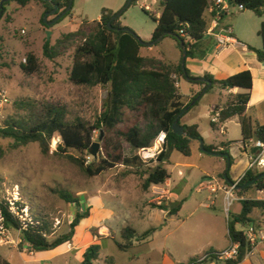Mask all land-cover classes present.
I'll use <instances>...</instances> for the list:
<instances>
[{
  "label": "rangeland",
  "instance_id": "rangeland-1",
  "mask_svg": "<svg viewBox=\"0 0 264 264\" xmlns=\"http://www.w3.org/2000/svg\"><path fill=\"white\" fill-rule=\"evenodd\" d=\"M126 3L127 0H73L70 14L55 22V17L62 12L57 9L54 14L47 16V21L52 22L47 26L43 20L46 12L41 3L31 2L26 7H19L11 0L0 19V93L9 100V105L2 112L0 128L10 117L25 116V112L15 106L21 101L39 106L52 105L63 109L69 122L80 118L93 125L107 98L108 87L77 86L69 81L74 50L79 41L62 46L54 59L45 57L42 48L46 41L54 46L62 35L79 27L89 33L103 12L114 15ZM141 4L149 5L152 13L146 14L140 8ZM160 8V0H136L123 10L118 17L119 23L144 41L155 27L151 15L158 16ZM238 9L230 5L224 22L232 26L234 34L242 31L257 41L260 47L261 39L257 31L262 19L251 11ZM47 33H50L48 40ZM168 43L171 42L165 40L163 48ZM157 47L159 49L162 45ZM28 53H32L38 63V71L32 75L25 74L21 69ZM200 111L203 144L217 146L227 143L228 139H235L234 144L237 146L241 140L238 125L232 123L225 126L227 135L222 136L210 127L206 110L201 108ZM135 124L146 127L140 114L127 112L116 130L125 131ZM102 133L99 141V131L93 132V143L99 144L96 160L107 153H114L113 148L118 143L125 157L134 155L127 143L116 139L114 132L106 134L112 141L110 145L103 142L105 133ZM58 143L60 140L54 138L49 156H43L37 143L12 150L11 140L0 138V146L5 151L0 159V200L23 205L21 219L44 221L50 232L48 238L53 240L68 232L69 224L77 212H88L89 215L79 221L74 229L68 253L59 254L54 260L30 252L21 242L20 233L4 228L0 219V255L11 264H79L84 251L92 244L100 245L95 264H186L190 260H200L211 251L208 244L214 248L227 244L228 222L232 220V214L240 212L241 203H234L227 212L222 197H213L208 188L201 186L211 178L221 183L222 174H219L221 169L218 163L221 162L224 172L227 163L219 156L216 158L194 149L195 141L191 157L186 158L178 152L171 153L164 165L171 182L158 186L157 191L153 190V186L143 191L142 179L136 168L122 165H116L100 176L88 177L63 156L51 155ZM92 159L91 156L86 157L88 162ZM142 163L145 164L140 168L141 171L155 166L154 160ZM206 174L211 177L205 181ZM163 190H171V194L166 195ZM60 192H67L77 198L80 207L66 203L60 198ZM237 197L264 200V190L252 188L244 194H237ZM180 204L182 208L176 215L169 217L167 214L163 216L161 210L155 207L164 205L172 209ZM13 211H17L15 206ZM108 211L112 212L110 218L107 217ZM250 218L255 225L264 229V213L254 210ZM126 227L135 231L132 236L133 247L120 251L115 243L126 244L120 236V231ZM245 227L236 226L243 231ZM152 228L156 229L153 233L142 236ZM58 249L63 251L64 246ZM246 261L244 264L255 262Z\"/></svg>",
  "mask_w": 264,
  "mask_h": 264
},
{
  "label": "trees",
  "instance_id": "trees-1",
  "mask_svg": "<svg viewBox=\"0 0 264 264\" xmlns=\"http://www.w3.org/2000/svg\"><path fill=\"white\" fill-rule=\"evenodd\" d=\"M69 1L13 0L19 7H26L31 2H39L46 13L55 6L58 10L64 11L69 5ZM135 1L131 0L129 6ZM223 1L229 6H237L242 11H251L262 19L257 32L262 48L257 50L248 46V49L256 54L258 62H264V0ZM214 2L215 0H160L159 17L151 15L155 27L150 42L170 38L176 43L179 50V42H183L187 51L186 59H203L208 51V48L203 45V38L211 21L218 14V11L214 9ZM8 4L9 2L2 6L4 13L5 6ZM70 11L64 16H68ZM143 11L146 14L149 13L144 9ZM223 13L224 11L219 16H222ZM112 16L111 13L103 12L100 19L94 22L95 25L89 33L79 27L73 32L62 35L54 46H50L46 41L42 48L45 57L54 59L59 55V49L62 46L71 41H79L74 50L72 66L68 75L69 81L77 86L108 87L107 98L96 122L89 125L80 118L69 122L61 108L52 105L39 106L29 101H21L15 106L18 110L24 111L25 116L8 118L0 128V138L11 140L10 149L12 150L37 143L41 154L49 156L51 141L57 137L60 143L56 145L51 155L63 156L84 175L97 177L114 169L116 165L136 168V172L142 179L141 188L143 191H147L152 186L163 185L169 179V172L164 165L168 162L172 152H178L186 158L190 157L191 143L201 140L196 125H182L180 120L188 110L198 105L202 90L184 105L177 84L179 80L186 81L185 75L193 79L187 69L185 68L183 71L180 62L172 64L154 57L141 56L140 50L143 48V45L139 43L141 39L123 32L118 18L111 21V29L108 28ZM181 31L183 35H180ZM21 69L27 75L38 71L37 59L32 53L27 54ZM203 78L212 84L207 91L211 90L213 86H218L221 90L239 89L243 91V93L229 96L221 108L216 106L212 110L211 115L218 113L221 123L238 118L241 142L244 145L249 140L264 142V124L260 125L247 115V106L252 90L251 72L246 70L222 81L214 80L208 74H205ZM187 83L206 87L201 82L187 81ZM183 111L185 112L183 113ZM127 112L140 114L146 122V127L142 128L135 124L125 131H117L116 128L122 123ZM181 113H183L182 116H180ZM178 117V124L184 127L186 136H177L172 132V125ZM209 124L212 130H217L216 125L211 122ZM94 131H99V136L100 131L105 133L103 142L107 145H110L112 141L106 137V134L114 132L116 139L119 142L127 143L134 155L125 157L118 143L113 148L114 153H107L99 160L92 159L88 162L86 157L90 156L88 150L93 143ZM162 132L166 135L165 141L162 151L154 160L155 166L141 171L140 168L145 163H142L137 154L138 151L151 148L157 136ZM228 146L229 143H221L218 146L204 144V149L210 153L228 154ZM218 147L222 149L218 151ZM4 154L5 151L0 146V159ZM229 162L231 165V157H229ZM263 172L246 171L238 186L237 194H244L252 188L263 191L264 177L257 179ZM222 180L226 184L230 181L228 171L222 174ZM59 195L66 203L80 207L79 200L69 193L60 192ZM239 203H241L240 212L232 214V220L227 225L229 241L240 245L239 256L225 264H241L248 250L244 231L236 226L255 225V222L250 218L251 213L254 210L264 213V200H244ZM181 205L172 209H168L164 205L155 207L167 212V217H169L176 215ZM14 206L17 211H13ZM22 206L20 203L0 200V219L4 228L18 231L23 245L34 253L52 251L61 245L70 243L75 233L74 229L78 225L77 222L89 216L88 212H77L74 220L69 224L68 232L49 240L50 232L44 221L32 222L20 218ZM255 226L258 228L259 225ZM155 230V228L149 229L142 236L147 237ZM134 233L135 231L129 227L120 231V236L126 241V244L122 245L116 242L118 250L126 251L133 247L132 236ZM99 251V244L90 245L84 251L79 264H95ZM214 252L209 251L207 254ZM212 262V260H205L198 263L196 260H190L186 264H211ZM0 264H10V262L0 255Z\"/></svg>",
  "mask_w": 264,
  "mask_h": 264
},
{
  "label": "crops",
  "instance_id": "crops-1",
  "mask_svg": "<svg viewBox=\"0 0 264 264\" xmlns=\"http://www.w3.org/2000/svg\"><path fill=\"white\" fill-rule=\"evenodd\" d=\"M228 13H229V5H226V9H224V13L222 14V16H218L211 21L209 28L205 34V37L203 38V45L208 48L206 56L201 60L189 59V58L186 59L185 68L189 72V75L193 78H203L205 74H208L212 76L214 80L217 81L225 80L232 75L249 70L252 76V90L250 92V100L247 106V115L251 116L252 119L257 121L260 125H263L264 124V62L262 63L258 62L256 54L248 49L249 46L259 50L262 48V43H260V47H259L257 45V41L250 39L249 36L243 34L242 31L237 32V35L234 34L235 32L232 26L228 22L227 23L224 22V17L228 15ZM159 15L156 17H159ZM99 19L100 17H98L97 21ZM226 30L231 32V37L235 39L240 44V46H236V47L229 46L223 49H219L216 47V36L225 34ZM152 33L153 31L143 39L144 42H150ZM165 40H168L171 43H168L163 48V42H165ZM159 44L162 45V47L158 49L157 46ZM140 54L143 57H154L160 61H165L172 64H178L179 62H181V56H182V53L179 50V48H177L176 43L170 38L161 39L159 42H157L155 45L151 47L143 46V48H141L140 50ZM177 85H178V92L182 96V101L184 105H186L190 101L191 97L199 93L201 90L203 92L204 89V86L189 84L187 83V81L184 80H179ZM240 93H243V91L239 89L221 90L218 86H213L211 90L209 91L206 90L204 93H202L197 106L191 108L190 110H188V112H186L182 116L180 120L181 124L186 126L196 125L200 136L203 135L202 128L199 122L201 108L206 110V117L208 122L210 123V116L212 110L216 106L221 108L223 104L227 101L229 96ZM232 123L238 125L240 128L238 118H233L231 120L226 121L224 123V127L229 126ZM226 132H227V127H225L224 136L227 135ZM234 141L235 139H228L227 141V143H229L228 154L229 157H231L232 159V164L229 166L228 170L226 169V171H228V177L230 179L229 182H233L234 180L239 178L243 173H245L248 164L247 154L241 148V143H242L241 140L237 143V146L236 144H234ZM195 143H196V147L194 149L201 152L198 141H195ZM192 144L193 142L191 143V155H193L194 153L192 149ZM221 149L222 148L218 147V151H220ZM215 157L218 158L217 156ZM221 160L227 163L225 158H221ZM185 165L188 166L189 164H185ZM218 166H220L221 169V172L219 174H223L224 171L222 169L221 162L218 163ZM210 177L211 176L206 174L204 176L205 181L207 179H210ZM166 182H171V181L170 179H168L166 180ZM229 182H227V184ZM158 189H159L158 186H153L154 191H157ZM162 192L165 193L166 195L171 194V190H163ZM220 196L222 197L220 193L216 195V197H220ZM108 212L109 213H107V217L110 218L112 216V212L111 211ZM161 212L163 216H166L167 212L165 211H161ZM228 245H229V240L227 244L217 248H214L211 246V244L210 245L208 244V248L211 251L218 252L227 248ZM62 246H64L63 251H59L58 248ZM68 246L69 243L61 245L52 251L39 252V254L40 256L47 257L49 260H54V258L57 255L62 253H68V249H67L69 248ZM245 262L247 261L244 260L241 264H244Z\"/></svg>",
  "mask_w": 264,
  "mask_h": 264
},
{
  "label": "built area",
  "instance_id": "built-area-1",
  "mask_svg": "<svg viewBox=\"0 0 264 264\" xmlns=\"http://www.w3.org/2000/svg\"><path fill=\"white\" fill-rule=\"evenodd\" d=\"M227 3L223 0H215L214 9L217 10V17L220 15L224 9H226ZM140 8L152 13V9L147 4H141ZM183 35V32H180ZM229 46H240V44L231 37V32L226 30L225 34L216 36V47L219 49L227 48ZM9 105V100L5 94L0 93V124L2 112L4 108ZM210 122L216 125L217 131L220 135H225L224 123H221L218 119V113L210 116ZM165 133H160L155 139L151 148L141 149L138 151V156L142 161L155 160L158 154L162 151V147L165 141ZM241 148L246 152L248 158V164L246 171H264V142L260 140H249L246 145L241 143ZM246 173V172H245ZM245 173H243L239 178L231 183L226 184L223 180L221 183L214 182L213 178L207 181L206 184H201V186L209 189L211 195L216 197L220 192L222 193V199L224 201L225 210L229 212L230 208L236 202L244 201L243 198L237 197V189L242 181ZM245 227V226H244ZM245 241L248 244V250L245 254L244 260H255V264H264V229L262 226L246 225L244 230ZM238 243L229 241V245L224 250L214 252L212 254H206L198 263L205 260H212L213 263H223L233 261L239 256Z\"/></svg>",
  "mask_w": 264,
  "mask_h": 264
},
{
  "label": "water",
  "instance_id": "water-1",
  "mask_svg": "<svg viewBox=\"0 0 264 264\" xmlns=\"http://www.w3.org/2000/svg\"><path fill=\"white\" fill-rule=\"evenodd\" d=\"M11 0H1L0 1V19H1V16H2V6H3V4L4 3H7V2H10ZM72 1L73 0H70L69 1V5H68V7L64 10V11H62L60 14H58L55 18V22H57L59 19H61L67 12H69L70 10H71V7H72ZM131 3V0H127V3H126V5H125V7L119 12V13H116V14H114L113 16H112V18L110 19V21H109V23H108V28L109 29H111V26H110V22L111 21H113V20H115V19H117L120 15H121V13L123 12V10L124 9H126L128 6H129V4ZM57 6H55L50 12H47L46 13V15H45V17H44V23L47 25V26H50L51 24H52V22H48L47 21V16L49 15V14H54L56 11H57ZM123 32H125V33H128V34H130V35H132L133 37H135V38H137L138 36L134 33V32H132L130 29H128V28H122L121 29ZM49 37H50V33H47V40L49 39ZM161 39H157V40H155V41H151V42H144V41H139V43L141 44V45H143V46H147V47H151V46H153V45H155L157 42H159ZM179 47H180V50H181V53H182V56H181V62H180V64H181V68H182V70L184 71V69H185V60H186V54H187V51H186V49H185V47H184V43L183 42H179ZM185 79H186V81H193V82H201V83H204L205 85H206V87L203 89V92L202 93H204L206 90H208L210 87H211V82L210 81H208V80H205L204 78H189V77H187L186 75H185ZM202 93H201V95H202ZM200 95V96H201ZM199 96V97H200ZM186 111V110H185ZM185 111H183V113L185 112ZM183 113H181V115L180 116H182L183 115ZM179 116V117H180ZM179 117L176 119V121L174 122V124L172 125V132L175 134V135H177V136H186V134H185V131H184V127L183 126H181V125H179L178 124V121H179ZM102 131H100V137H99V141L101 140V138H102ZM198 143H199V145H200V150H201V152L202 153H205V154H208V155H212V156H219V157H221V158H225L226 159V162H227V170H228V168H229V166H230V163H229V154H215V153H210V152H208V151H206L205 149H204V144H203V141L202 140H198ZM98 150H99V144L98 143H92V145H91V147H90V149L88 150V153H89V155L93 158V159H96L97 158V152H98ZM262 177H264V172L257 178V179H259V178H262ZM256 179V180H257ZM255 180V181H256ZM254 181V182H255ZM253 182V183H254ZM229 183H231V182H229ZM252 183V184H253ZM77 223H79V221L77 222Z\"/></svg>",
  "mask_w": 264,
  "mask_h": 264
}]
</instances>
